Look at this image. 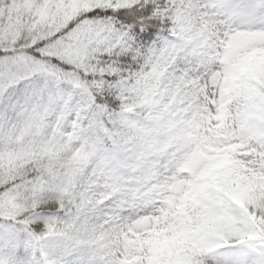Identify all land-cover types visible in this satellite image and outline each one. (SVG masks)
Returning a JSON list of instances; mask_svg holds the SVG:
<instances>
[{
  "label": "snow or ice",
  "instance_id": "snow-or-ice-1",
  "mask_svg": "<svg viewBox=\"0 0 264 264\" xmlns=\"http://www.w3.org/2000/svg\"><path fill=\"white\" fill-rule=\"evenodd\" d=\"M0 264H264V0H0Z\"/></svg>",
  "mask_w": 264,
  "mask_h": 264
}]
</instances>
